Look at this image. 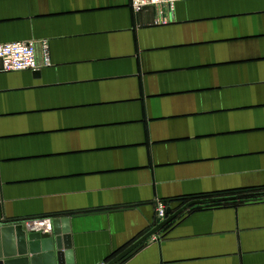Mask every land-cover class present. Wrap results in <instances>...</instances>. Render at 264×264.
<instances>
[{
	"label": "crops",
	"instance_id": "crops-1",
	"mask_svg": "<svg viewBox=\"0 0 264 264\" xmlns=\"http://www.w3.org/2000/svg\"><path fill=\"white\" fill-rule=\"evenodd\" d=\"M130 2L0 0V44L47 42L52 63L0 72V227L66 216L74 264L152 232L157 201L264 193V0H185L168 25ZM156 237L119 264H264V196Z\"/></svg>",
	"mask_w": 264,
	"mask_h": 264
},
{
	"label": "water",
	"instance_id": "water-1",
	"mask_svg": "<svg viewBox=\"0 0 264 264\" xmlns=\"http://www.w3.org/2000/svg\"><path fill=\"white\" fill-rule=\"evenodd\" d=\"M39 74V72H35ZM264 193H251L239 196H229L214 199H195L177 212L172 213L168 208V218L157 224L156 228L131 246L120 256L108 264H119L133 251L142 246L160 230L176 220L188 209L199 204L219 203L235 200H248L262 197ZM0 223L8 224L9 221L3 220ZM70 220L65 216L53 221V231L43 233L30 231L27 227L1 226L0 227V264H74L73 251L67 246L70 235ZM66 242V243H65ZM5 260L4 261H2Z\"/></svg>",
	"mask_w": 264,
	"mask_h": 264
},
{
	"label": "built area",
	"instance_id": "built-area-1",
	"mask_svg": "<svg viewBox=\"0 0 264 264\" xmlns=\"http://www.w3.org/2000/svg\"><path fill=\"white\" fill-rule=\"evenodd\" d=\"M185 0H131V9L135 17L141 16L150 8H156L160 11V15L153 22L154 25H168L172 22V13L176 4ZM141 27V24L139 25ZM41 49L42 58L39 59L38 49ZM52 65L49 46L47 42H11L0 44V72H41L42 69ZM168 204L162 201L156 203V223H160L168 217ZM43 233H51L53 231V219H33L29 220ZM26 222V221H25ZM151 240H157L156 235Z\"/></svg>",
	"mask_w": 264,
	"mask_h": 264
},
{
	"label": "trees",
	"instance_id": "trees-1",
	"mask_svg": "<svg viewBox=\"0 0 264 264\" xmlns=\"http://www.w3.org/2000/svg\"><path fill=\"white\" fill-rule=\"evenodd\" d=\"M234 195H239V194H248V192H243V191H241V192H236V193H233ZM198 199V198H197ZM193 200V199H192ZM192 200H183V201H181L180 202V209L183 207V206H185L186 204H188L189 202H191ZM195 200V199H194ZM245 201V200H244ZM215 205L216 204H219V203H214ZM179 210V209H178ZM171 224V223H170ZM170 224H168L165 228H167L168 226H170Z\"/></svg>",
	"mask_w": 264,
	"mask_h": 264
}]
</instances>
